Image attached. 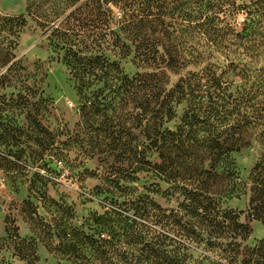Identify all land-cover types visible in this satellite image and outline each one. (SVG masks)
<instances>
[{
    "label": "trees",
    "instance_id": "1",
    "mask_svg": "<svg viewBox=\"0 0 264 264\" xmlns=\"http://www.w3.org/2000/svg\"><path fill=\"white\" fill-rule=\"evenodd\" d=\"M81 1L59 0L62 7L55 5L58 0H46L47 6L30 3L26 16L39 27L52 24L49 36L63 52V63L79 91L98 81L109 93L130 100L147 145L144 150L124 145L116 158L135 163L130 173L149 170L163 177L180 201L177 208L163 210L148 196L133 199L127 194L119 218L112 209L94 218L107 238L94 240L81 233L76 241L65 242L62 253L70 257L92 249L112 264L120 251L122 264H190L189 245L203 244L218 251L217 264H264L263 241L251 248L241 246L252 234L250 221L264 224V152L248 182L240 181L231 160L232 153L248 146L253 131L259 130L264 139V68L240 69L235 57L223 69L210 62L214 54L226 60L240 55L239 49L250 59L264 54V0ZM240 11L244 19L236 30L228 18ZM26 16L2 19L0 28L7 27L13 39L0 47V69L15 57L14 40ZM104 51L120 59L132 57L141 71L128 77ZM14 67L15 62L7 72ZM188 67L193 70L170 86L165 70L178 74ZM238 68L245 81L255 80L249 87L227 79ZM6 80L0 74V86ZM179 107L182 113L174 128H164L177 118ZM147 150L159 163L147 160ZM242 195L247 196L245 222L240 220L243 211L223 208L226 200ZM150 231L156 235L150 236ZM7 234L11 239L10 229ZM21 244L14 249L22 260L37 259L33 246Z\"/></svg>",
    "mask_w": 264,
    "mask_h": 264
},
{
    "label": "rangeland",
    "instance_id": "2",
    "mask_svg": "<svg viewBox=\"0 0 264 264\" xmlns=\"http://www.w3.org/2000/svg\"><path fill=\"white\" fill-rule=\"evenodd\" d=\"M45 1L0 0V25L4 18L26 16L28 4L47 6ZM58 2L55 5L62 7ZM63 18H58L53 27ZM26 19L14 40V59L0 69V74L7 76L0 86V264H110L100 260L92 249L68 257L62 253L63 246L67 240L76 241L81 233L94 240L107 238L99 233L94 218L109 209L115 210V218H119L124 208L120 204L127 194L133 199L148 196L161 209L171 210L180 201L178 193L171 192V183L155 172L130 173L135 163L117 160L122 146L130 144L144 150L147 145L142 137L143 123L138 112L131 109L130 100L122 93H109L98 81H91L79 91L63 63V52L49 36L52 24L39 27L28 16ZM243 19L242 11L228 18L236 30L242 28ZM11 39L7 27L0 28V47ZM238 52L240 55H229L227 60L214 54L216 59L210 62L223 69L235 57L233 61L240 69L243 65L249 70L264 68V54L250 59L243 50ZM103 54L117 61L128 77L141 71L132 64V57L120 59L117 53L108 51ZM14 62L15 67L7 72ZM239 68L227 79L249 87L255 80L250 77L245 81ZM189 70L193 68L178 74L165 70L170 86ZM181 113L179 107L177 118L163 127L173 129ZM263 140L259 130L253 131L248 146L231 154L240 181L248 182L251 169L264 152ZM146 157L152 165L159 163L151 150L146 151ZM223 208L243 211L240 220L245 222L247 196L226 200ZM248 224L252 234L242 242V248L264 242V224ZM117 226L120 229L122 225L118 222ZM151 227L163 231L159 226ZM150 232V236L156 235ZM19 244L23 248L33 246L37 259L31 263L22 260L14 249ZM189 246L190 264L220 261L216 250L206 249L203 244ZM120 253L114 254V264H122Z\"/></svg>",
    "mask_w": 264,
    "mask_h": 264
}]
</instances>
